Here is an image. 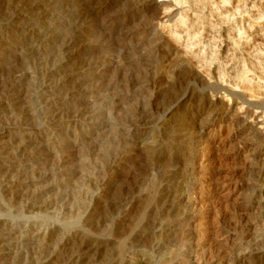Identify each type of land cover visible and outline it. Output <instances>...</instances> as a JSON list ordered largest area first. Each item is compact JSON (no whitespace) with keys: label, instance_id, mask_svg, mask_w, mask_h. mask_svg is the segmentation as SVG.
Returning <instances> with one entry per match:
<instances>
[{"label":"rangeland","instance_id":"374dc122","mask_svg":"<svg viewBox=\"0 0 264 264\" xmlns=\"http://www.w3.org/2000/svg\"><path fill=\"white\" fill-rule=\"evenodd\" d=\"M34 1L44 4L35 24L39 11L0 0V264H253L264 221L253 229L248 218L242 233L235 217L240 204L264 198V141L256 139L264 40L252 29L264 20V0H228L242 62L229 61L223 80L186 67L187 56L159 79L170 42L157 16L167 6L171 25L192 13L188 2L109 0L83 20L82 0ZM218 2L202 1L199 13L216 28H206L199 48L222 58L229 23L217 17ZM78 26L84 64L68 79ZM243 69L261 94L232 83ZM218 116L233 124L211 136L206 169L164 174L172 158L195 151L178 129ZM87 247L84 260L72 258Z\"/></svg>","mask_w":264,"mask_h":264},{"label":"bare ground","instance_id":"6f19581e","mask_svg":"<svg viewBox=\"0 0 264 264\" xmlns=\"http://www.w3.org/2000/svg\"><path fill=\"white\" fill-rule=\"evenodd\" d=\"M82 1H83V3H82L83 6L81 5V8L82 7L83 8H82V13H81L82 16L81 17H82L83 20H85V19L87 20L89 17H92V15L102 11L104 9V7L106 6L107 1H109V0H106V1L105 0H92L90 3H87L88 0H87V2H86V0H82ZM202 1L203 0H173V3H174L175 6H179V5L183 4L184 2L190 3L192 5V7H193V11L190 10V12H192L190 15H189V13L186 15V13H185L180 18H178L175 22H173L171 25H168V24L166 25V21L164 20L166 17H168V13H169V10H170L169 8H167V6H165V8H162L163 11H162V13L160 12L161 15L157 16L158 17L157 19H160V21H162L161 24L164 26V29H165L164 31L166 33L165 37L170 42V49H169L168 54L166 56L163 55L161 57V62H160V65H159V69L162 71V73H161L159 79H166V77L171 78L172 74H173L172 68L177 66V65L179 66L180 65L179 59H182L183 57H186V56L189 57L187 59L188 61H187L186 67L190 68L191 70L192 69L197 70L198 72L202 73L206 77L207 76H211V77H214V78H216L218 80L225 79V76H226V73H227V69H229L228 68V62L231 61V60H235L234 56L237 57V55H235V53H237L239 48H240V43L243 41V35H242L241 30L237 29L238 27H235V25H237V24L234 23L235 25H233V24L229 23L230 20H231V17L229 16L231 12L229 11L230 12L229 14L226 13V12H228V11H226V6H227V3H228V0H219L220 8H219V10H218V7L216 8V10L218 12L217 17L220 18L221 22L226 23V24L229 23L228 25H224V27L222 29L223 33L225 34V35L224 34L223 35L226 36V41H225L226 43L225 44L223 43V49H224L223 53L225 52L224 53L225 55H223V57L220 58L216 52H213L211 50L209 52V54L211 53L210 55L209 54L207 55V53L204 52V49L202 51L201 50L202 45H201L200 48H199V46H200V44H202L203 40H201V38H202V35H203L204 31L208 27H211L213 29L216 28V26L213 25L214 23L212 24V22H210L209 19H207L208 16L206 18L205 17L206 15L202 16L199 13L200 10H201V7H202ZM34 3H35L34 0H16L17 7H19V8H23L26 11H32V12L34 10L39 11L37 16H35V17H34V15L32 13L29 14V15H33V16H30L31 17L30 19H32L31 21L35 24L36 21H42L43 20L42 13H44V11H41V8L43 7L44 4L41 7V6L34 5ZM240 3H241V6L239 8L243 7L242 6L243 5L242 2H240ZM162 7H164V6H162ZM227 10H229V9H227ZM80 22H82V21L80 20ZM252 27H253L252 29L255 32H257V36L259 38H261L262 40H264V20L261 19V18L260 19L258 18V20H256L255 23L252 25ZM80 28L78 26L77 30H75V31L73 30L74 33H72L73 35L71 34L72 35L71 40L69 39L70 42L68 41L69 42L68 43V48L70 49V52H69V55H68L69 64H68V67H67V77H68V79H72V77L75 75V73H77V71H79V68L82 67L83 64H84V61H83L84 59L82 60L80 52H78V50H76V47L80 43H82L81 42V38L79 36V31H78ZM16 29H17V27H16ZM211 33H213V30H212ZM215 36H218V35H215ZM221 37H222V35H221ZM247 38H250V37H247ZM209 40H210V38H209ZM211 40H213L212 37H211ZM245 43H247V41H244V44ZM253 45H252V47H254ZM205 47L206 46H204L203 48H205ZM207 49L209 50V48H207ZM242 49H244V47ZM230 50L233 51L232 54L229 53ZM246 50H250V49H245V51ZM26 53H27V55H30L32 53L31 52V48L29 47V45L26 46ZM252 54H253V52H252ZM238 56H239V53H238ZM239 58H240V56H239ZM241 60H243V59H241ZM236 61L237 60H235L234 62H236ZM234 62L231 63V64H236L238 62V65H239L240 61H237L236 63H234ZM241 62H240V64H241ZM243 62H245V61H243ZM243 66H244L243 64H242V66H240L241 69H242ZM259 69H261V68H259ZM239 70L235 71V74L233 72V75H234L233 76L234 77L233 80L234 81H232V83L235 82L236 83L235 85L237 87H240V88L242 87L244 89L253 91L254 93L261 94L260 93L261 92V85L258 82L257 83L254 82V80H252L249 77V74H248L249 70L248 71H246L247 69L246 70L243 69L241 71H239ZM230 73H232V72H230ZM226 78H228V77H226ZM160 82H162V80ZM164 82H165V80H164ZM262 88H264L263 85H262ZM210 105H212V104H210ZM238 108L239 107H235L233 109L235 111L233 114L236 113ZM239 109L241 110V108H239ZM238 112H239V110H238ZM261 115H262V113H261ZM262 116L264 118V115H262ZM254 118H257V116L256 117L254 116ZM196 122H198V121H196ZM199 122H198V124L193 123L195 125L190 126V127L185 126V125L180 127L179 129L176 127L178 129L177 135L179 137V140L182 141V142H186V143L188 142V144L193 145V148L195 149V151L192 154L191 153L190 154H185V155H181L180 154V155H177L176 157L172 158V160H171L172 163H173L172 166H174L175 169H173L171 167V165L169 167L162 168V170L164 171V174H166V175L168 174L170 176H174L175 175L174 173H178V172L180 173L182 171H186V169H188L189 166H193V167L195 166V167L199 168L200 171L201 170H205L206 167H205L204 158L206 157V149L211 148V145H214V143H215L211 136L216 134V133H218V132L222 133L224 130H228L229 131V129L232 127V124H233L232 123L233 121L232 122L228 121L227 118H225V117H219V119L217 121H213V122H204V121H201L200 123ZM176 128H175V130H176ZM261 128L264 129V121H262V126L260 127V129ZM175 130H172V131L175 132ZM257 135H259V134H257ZM256 139H257L258 142L264 141V131H262L261 135H259V137H256ZM254 142H255V140H254ZM146 149H147L148 152L151 151L149 148H146ZM177 168H179V169H177ZM178 170H180V171H178ZM258 172L260 174H262V176L264 177V167H260ZM203 174H204V172H203ZM201 177H202V175H201ZM196 193H198V192H193V194H196ZM200 193L202 194L203 190ZM167 198H168V196H167ZM183 200H185V199H183ZM186 200H187V198H186ZM237 210L238 211L236 213V217H235V215H234V217L237 218L236 220H238L237 222L239 223V229L242 226V233H244L246 231V229H247L245 227V225H244V222H246V220L248 218H249L248 221L251 218L253 219L252 221L250 220L251 223H249V226L252 227V228L253 227L255 228V226H257L258 222H260V224H261L264 221V198H263L262 203L261 202L259 203L257 200L254 203H251V204L242 203V204H240L239 209H237ZM192 217H194V216H192ZM232 224H235V223H232ZM90 249H91V247H87V248H85L84 251H82L79 254L78 253L77 254H72V258L73 259H77V260H81V259H83V256H85L86 253H90V251H91ZM252 254H253L252 255L253 256V264H264V250L253 251ZM237 262H238V260H237ZM237 264H240V263H237Z\"/></svg>","mask_w":264,"mask_h":264}]
</instances>
